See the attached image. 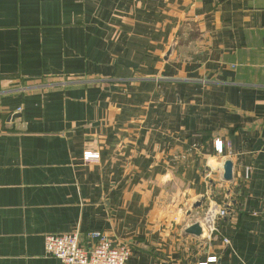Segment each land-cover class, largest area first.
I'll use <instances>...</instances> for the list:
<instances>
[{
	"label": "crops",
	"instance_id": "1",
	"mask_svg": "<svg viewBox=\"0 0 264 264\" xmlns=\"http://www.w3.org/2000/svg\"><path fill=\"white\" fill-rule=\"evenodd\" d=\"M75 231L264 264V0H0V264H63L45 237Z\"/></svg>",
	"mask_w": 264,
	"mask_h": 264
},
{
	"label": "built area",
	"instance_id": "2",
	"mask_svg": "<svg viewBox=\"0 0 264 264\" xmlns=\"http://www.w3.org/2000/svg\"><path fill=\"white\" fill-rule=\"evenodd\" d=\"M218 151L223 152V144L220 143ZM98 151H86L84 161L86 163H98L100 161ZM229 214L226 206L216 204L210 207L201 220L205 233V244L213 246L220 235V220ZM89 237L93 240L92 246H85L79 231L48 234L45 237L46 254L59 259L63 264H133L131 262L132 250L125 243H115L101 231H92ZM225 244H229L228 238H223ZM219 257L212 255L201 264H217Z\"/></svg>",
	"mask_w": 264,
	"mask_h": 264
},
{
	"label": "water",
	"instance_id": "3",
	"mask_svg": "<svg viewBox=\"0 0 264 264\" xmlns=\"http://www.w3.org/2000/svg\"><path fill=\"white\" fill-rule=\"evenodd\" d=\"M224 179L226 181H232L233 180V163L230 160L226 161L225 164H224ZM200 204L201 203L199 202L197 204V206L200 205ZM187 232L189 234L197 236L201 240H203L205 238V236H206L204 231H203V228H202V225H201V221H198V222L194 223L193 225H191L187 229Z\"/></svg>",
	"mask_w": 264,
	"mask_h": 264
}]
</instances>
